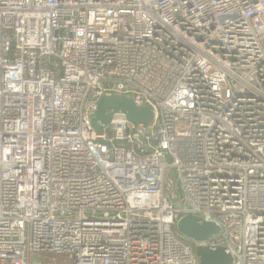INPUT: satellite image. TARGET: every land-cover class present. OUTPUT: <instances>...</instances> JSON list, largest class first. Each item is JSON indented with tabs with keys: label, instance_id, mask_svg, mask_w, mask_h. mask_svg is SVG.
<instances>
[{
	"label": "built area",
	"instance_id": "obj_1",
	"mask_svg": "<svg viewBox=\"0 0 264 264\" xmlns=\"http://www.w3.org/2000/svg\"><path fill=\"white\" fill-rule=\"evenodd\" d=\"M187 214L264 264V0H0V264H199Z\"/></svg>",
	"mask_w": 264,
	"mask_h": 264
},
{
	"label": "water",
	"instance_id": "obj_2",
	"mask_svg": "<svg viewBox=\"0 0 264 264\" xmlns=\"http://www.w3.org/2000/svg\"><path fill=\"white\" fill-rule=\"evenodd\" d=\"M154 118V110L149 105H137L132 98L113 95L102 97L97 102L91 122L96 134L100 136L103 132L102 127L115 119H126L137 126L148 128L154 123ZM98 142L103 141L99 138ZM178 194L182 200L183 191L180 185ZM176 230L181 237L194 244L199 264H233L232 256L224 247L212 248L208 245L221 234L217 224L187 214L177 223Z\"/></svg>",
	"mask_w": 264,
	"mask_h": 264
},
{
	"label": "rangeland",
	"instance_id": "obj_3",
	"mask_svg": "<svg viewBox=\"0 0 264 264\" xmlns=\"http://www.w3.org/2000/svg\"><path fill=\"white\" fill-rule=\"evenodd\" d=\"M175 204L177 205V207H181L182 206L181 201L178 198L175 201ZM33 258H34L35 261H42L45 258V255H35ZM54 259H56V261L59 262V263L61 261H68V259L63 258L61 256L54 257ZM51 261H53V257H47V262H48L47 264H55V263H52Z\"/></svg>",
	"mask_w": 264,
	"mask_h": 264
},
{
	"label": "trees",
	"instance_id": "obj_4",
	"mask_svg": "<svg viewBox=\"0 0 264 264\" xmlns=\"http://www.w3.org/2000/svg\"><path fill=\"white\" fill-rule=\"evenodd\" d=\"M194 245V244H193ZM195 247V246H194Z\"/></svg>",
	"mask_w": 264,
	"mask_h": 264
}]
</instances>
